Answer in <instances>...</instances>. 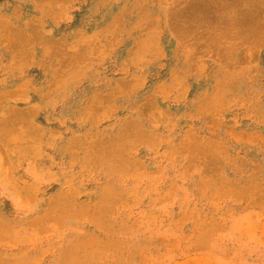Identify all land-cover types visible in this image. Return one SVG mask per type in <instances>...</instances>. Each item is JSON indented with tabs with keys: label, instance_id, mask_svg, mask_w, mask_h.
Wrapping results in <instances>:
<instances>
[{
	"label": "rangeland",
	"instance_id": "1",
	"mask_svg": "<svg viewBox=\"0 0 264 264\" xmlns=\"http://www.w3.org/2000/svg\"><path fill=\"white\" fill-rule=\"evenodd\" d=\"M0 264H264V0H0Z\"/></svg>",
	"mask_w": 264,
	"mask_h": 264
}]
</instances>
